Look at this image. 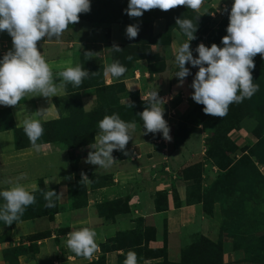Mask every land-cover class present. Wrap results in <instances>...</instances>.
<instances>
[{
  "label": "crops",
  "instance_id": "0c3cea01",
  "mask_svg": "<svg viewBox=\"0 0 264 264\" xmlns=\"http://www.w3.org/2000/svg\"><path fill=\"white\" fill-rule=\"evenodd\" d=\"M95 30L98 29H94L93 24L79 19L78 23L69 25L60 40L48 41L45 38L38 42L37 47L51 66L56 83H59L56 74L65 67H75L80 64L85 69L86 63L91 64L92 61L102 66L98 76V80H102V84L86 87L90 84L88 82L90 78L87 77L78 88L68 84L58 97L51 98V103L44 97H25L20 105L15 107L0 105V127L13 123L15 128L21 129L25 116L39 109H46L45 116L40 118L42 123L64 118L69 113L71 104L73 105L71 98L73 94H79L82 110L88 113L97 106L98 96L105 87L122 83L123 90L115 93V98L120 105L130 102V93L132 92H138L140 100L144 101L142 97L148 96L151 91L157 89L159 97L165 101L163 105L164 119L170 128L171 120H175L178 112L180 115L184 113L192 100L191 95L194 89L191 84L194 78L186 77L181 86L179 78L175 76L178 71L172 76L167 73V89L163 91L162 85L165 79L163 77L156 78L154 74L150 76L149 72L140 64L144 63L143 61L135 63L132 77L125 79L105 77L104 69L108 66L107 41L100 38ZM118 39L122 40L121 34L117 37ZM109 40L112 44L120 43L112 41L113 33ZM11 49L12 38L7 32L0 33V59ZM86 52H92V58L86 56ZM68 61H71L70 65ZM255 125L254 120L244 118L239 129L231 131L228 137L237 147L251 146L256 142L252 135ZM201 126L198 129H203V131H197L195 139L189 137L181 145L174 147L175 129L173 133H170L171 140L166 141L162 133L144 135V129L136 124L132 139L126 145L125 151L128 154L125 155L122 151L114 150L112 155L116 162L108 169L85 163L88 152L91 151L89 146L78 150H68L60 143L44 142L38 144L40 147L37 150L31 146L25 134L23 136L25 140L19 142L25 146H19L16 143L13 130L0 131V181L8 180L12 184L19 182L29 191L32 190V185L38 186L39 181H42L46 190H54L59 196V198L54 197L57 201L58 213L55 214L52 222L47 217H42L18 223L11 230V242H0V264H7L2 262L1 253L9 243L19 245L21 238L26 237L27 234L32 235V233L37 234L45 231H49L50 236L37 240L36 252L32 254L33 257L29 259L20 257V264H85L97 261L101 255V244L99 246L97 241L104 240L101 237L96 236L95 238L98 250L90 260L76 257L71 253L64 256L62 254L63 257H60L59 249L66 248L68 233L83 227L94 230L97 235L102 232L106 235V232L114 231L113 224H104L99 218L97 207L102 202L117 200L124 196H128V204L132 208V214L127 223H133L132 220L140 218L145 226L154 227L157 238L155 245H161L165 226L167 259L169 261L179 260L180 251L186 245V238L189 234L200 233L210 240L214 238L217 240L218 226L212 229L208 228L206 231L204 229L205 224L208 227L209 224L218 223L216 214L213 216L214 221L213 219L211 222L204 220L201 212L202 205H188L186 184L178 179L181 170L195 164L203 165L205 173L202 176L207 172L209 176L213 177L217 175V170L221 171L217 166L204 163L205 148L198 152L200 150L199 139L203 140L202 144H204V136L209 135V131ZM170 151L171 154H168ZM159 158L164 162L157 165L156 160ZM172 165H176L174 170H171ZM260 171L264 174V166L260 167ZM21 174H27V179L18 181ZM82 174L87 177V180H82ZM77 181L84 182L87 203L79 209H72L69 186ZM10 186L11 184L0 183V188L6 189ZM158 192L167 194V210L160 213L156 212L154 206V198ZM29 228H31L30 231ZM65 228L68 231L59 235L58 231ZM0 231L6 233L7 230L0 229ZM232 237V234L227 232L222 234L225 245L223 262L225 264H248L243 262L242 251L231 249ZM172 242L175 244L171 245ZM24 244L29 243L24 241ZM172 250L174 254L171 253ZM67 251L70 252L68 248ZM120 253V250L105 253V264H117Z\"/></svg>",
  "mask_w": 264,
  "mask_h": 264
},
{
  "label": "clouds",
  "instance_id": "9594fccd",
  "mask_svg": "<svg viewBox=\"0 0 264 264\" xmlns=\"http://www.w3.org/2000/svg\"><path fill=\"white\" fill-rule=\"evenodd\" d=\"M204 0H129L124 10L130 18L142 17L144 12L159 9L169 11L180 6L198 13L196 22L187 18H177L179 28L177 35L186 37L175 51V64L179 71L176 77L180 85L191 72L187 64L198 67L191 87L194 89L191 98L197 104L203 105V112L212 117L223 118L227 115L231 104H239L244 99H250L258 90L259 85L253 81L252 71L255 69L254 57L258 54L264 59V0H234L229 13L227 35L222 37L223 47L213 43L211 47L200 43L194 58L190 42L196 39L197 21ZM227 10V8L225 9ZM91 11V0H0V33L7 32L12 38V49L0 59V105L15 107L25 97H44L51 103L52 97H58L68 84L74 88L82 85L89 76L88 70L80 64L68 66L56 75L59 83L54 81L49 63L42 56L37 44L42 39L60 40L69 25L79 22L80 14ZM139 26L131 24L126 27V37L135 39ZM111 49L119 52L122 49L113 44ZM92 58V52H86ZM130 60L131 57H128ZM71 64V61H68ZM127 68L113 62L104 69L105 77L119 79ZM95 75V73H92ZM144 110L137 115L143 121L144 135L162 133L166 141L171 140L170 128L164 119L165 101L159 97L158 91H151L147 97ZM134 105L129 102V107ZM46 109H39L27 114L22 121L25 135L31 146L39 150L37 141L44 134L41 117ZM99 131L94 142L89 145L91 151L85 163L108 169L116 161L113 151H125L126 145L132 139L136 129L135 122H125L118 114L106 115L98 122ZM27 179V174H21L19 180ZM82 180H87L82 174ZM0 183L11 184L0 191L3 205H0V221L6 226L20 222L27 207L36 203L37 186L32 185L29 191L19 182L12 184L4 180ZM42 191L47 202V208H54V197L59 198L54 190ZM97 233L83 227L68 233L67 248L76 256L91 259L98 250ZM124 264H138L137 254L127 253ZM144 264H148L145 260Z\"/></svg>",
  "mask_w": 264,
  "mask_h": 264
},
{
  "label": "trees",
  "instance_id": "16d2710c",
  "mask_svg": "<svg viewBox=\"0 0 264 264\" xmlns=\"http://www.w3.org/2000/svg\"><path fill=\"white\" fill-rule=\"evenodd\" d=\"M128 2L129 0H91V11L86 14H80V20L91 24L111 25L113 23H120L119 20L121 19H128L131 21H129L130 24H137L139 26V33L135 39L128 40L125 44H117L122 49L121 51H113L111 47L115 43L109 44L113 52L111 58L119 61L120 64L122 63L127 68V71L120 79L132 77L137 61L149 60L150 63L149 45L151 43L149 42H153V39L150 38L151 23L153 20L162 19L165 16V14L157 10V12L155 11L156 13H153V10H149L144 12L142 17L130 18L124 11L127 8ZM109 32L108 29V38ZM128 57H131V59L129 60ZM149 74L152 75L154 72L149 71ZM101 84L102 80L97 83H90L86 87ZM123 88L122 83L105 87L98 96L97 106L88 113L82 110L79 94H73L71 96L73 105L71 104L70 111L66 117L60 118L57 121L42 123L44 134L37 141V144L44 142L60 143L68 150L85 148L94 142V135L99 131L98 122L104 116H110L114 113L118 114L125 122H135L143 128V121L137 114L144 110L147 106L146 102L141 101L139 93L135 91L130 93V103L134 105L132 108L129 107V103L120 105L115 98V93L117 91L120 92ZM249 100L247 98V100L244 99L239 104H231L227 115L223 118L204 114V117L206 119L211 118L215 125L214 134L206 141L207 147L213 149V152H208V156L207 154L206 156L213 165L223 167L214 182L215 184L223 185L220 187V196L212 201V205L219 204L223 211L224 219L220 227L221 235L224 232L232 234L231 249L242 251L243 262L248 264H264V174L259 170L261 166H264V97L259 96L250 103L247 102ZM195 111L198 113L201 111L202 113L203 110L202 108H198ZM192 113L191 110L188 115H192ZM244 118H250L255 121L256 125L252 130V135L256 139V142L251 146L239 149L229 139L228 135L231 131L239 129L241 121ZM186 122L187 116L184 119L182 118V122L177 124V128L174 131V147L181 145L187 138ZM7 129L14 131L17 145L25 146V144H19L20 141L25 140L23 139L25 134L23 128L17 129L13 123L0 127V131ZM220 129L224 130L223 133ZM200 169V164L184 169L181 173L183 179L193 181L195 185H199ZM224 185H228V188ZM37 189L33 193L36 203L27 207L20 222L42 217H47L52 222L55 214L58 213L56 199L53 198L55 202L54 208H47L45 206L47 202L41 190H47L42 181H39ZM85 194L86 189L83 181H77L69 186L72 209H79L86 205ZM156 195L157 197L155 196L154 202L155 210L158 213L164 212L167 210V194L165 192H158ZM227 201H230L228 206H226ZM112 202H105L99 208L106 211V208ZM3 203V199L0 198V205H3ZM202 203H205L204 198ZM116 204L119 203H113L111 209ZM210 209L212 212V208ZM209 214L211 216V213ZM138 221L142 225L143 220L140 219ZM17 223L19 222H14L11 227ZM2 225L6 226L3 221H0V226ZM145 228H147L145 235H152L154 233L155 238V228ZM66 231H68L67 228L59 230L58 233L59 235H63ZM49 236L50 232L45 231L33 236L31 235L27 239L35 244L37 240ZM134 236H136L135 232H130L128 237L119 234L118 238L112 241V244L115 242H127V253L131 248L139 247L136 249L138 264H144L145 260L148 261V264H225L223 262L224 243L221 237L217 241H213L206 236L199 235L190 245H185L181 249L178 261H169L167 259V246H165L163 254H156L153 247L152 250H148L147 241L142 246V243L137 244L133 238ZM147 240L152 241L151 239ZM112 244L108 247L101 244V255L97 261L85 264H105V253L117 249ZM23 253L24 251L20 246L6 248L2 252L3 260L7 264H18V258ZM123 255L118 256L117 264H123Z\"/></svg>",
  "mask_w": 264,
  "mask_h": 264
},
{
  "label": "rangeland",
  "instance_id": "374dc122",
  "mask_svg": "<svg viewBox=\"0 0 264 264\" xmlns=\"http://www.w3.org/2000/svg\"><path fill=\"white\" fill-rule=\"evenodd\" d=\"M234 2V0H204V3L200 9V13L199 15H202L199 20L197 21V25H198V29L195 33L196 39L190 42V46L191 49L193 51V56L194 58L198 57V53L195 52L196 47L200 44L203 43L205 46L207 47H211V45L213 43L217 44L220 47H223L221 40L222 37L227 35L226 32V28L228 26L229 23V13H230V9H231V5ZM227 8V10H225ZM165 14L164 18L162 19H158V20H153L151 23V34H150V38L153 39V42H149L151 43L149 45V49H150V55H151V59H150V63L149 60H141L144 63H140L142 64V67L145 68L146 71H150V72H154V75H156V78L159 77H163L165 79V81H163V91H166L167 89V81L166 78L168 75H173V73H176L177 71H179L177 65L175 64V51L176 49L179 47V45L186 40V37H184L182 34L181 35H177V33L179 32V28L176 25V19L177 18H187V19H191L194 22H196V17L198 15V13L192 11L191 9H187L184 6H180L177 7L175 9L169 10L167 12L165 11H161L159 9H153V13H156L157 11ZM156 11V12H155ZM130 20L128 19H121L119 20L120 23H113L111 25H98V24H93L94 29H98L95 30V33L98 32V36H100V38H102L103 40L107 41V51H108V64L110 65L113 62H116L117 60H113V58H111V54H113L112 50L110 49V40L108 38V33L107 30L109 29V37L111 35V33H113V42L117 41L120 42L122 44H125L129 39L126 37V27L128 25H131ZM122 35V40H117V37L119 35ZM133 40V39H132ZM111 50V51H110ZM254 63H255V69L252 71V76H253V82L255 84L259 85V90L250 98L249 101L247 102H251L253 99L262 96L264 97V59L261 58V56L258 54L257 56L254 57ZM121 65H123L121 63ZM86 70H88L89 72V78L90 80L88 81L89 83H95L98 80V76L99 73H101V69L102 66L94 63L91 61V64L86 63ZM125 66V65H123ZM186 67H188L190 69L191 74L189 75L190 79H193L195 77V73L198 71V67H192L190 64H187ZM164 72V73H162ZM92 73H95V75H93ZM162 73V74H160ZM168 73V75H167ZM158 74V75H157ZM150 76H152L150 74ZM152 85V84H150ZM151 88V87H150ZM147 97V96H146ZM247 100V98L245 99ZM259 100V99H258ZM203 105L197 104L196 102H194L193 100L190 101L188 108L186 111H184V113H182L181 115L179 114V112L177 113V116L175 118V120H171L170 123V133H173L174 129L176 130L177 128V124H179L180 122H182V118L184 119L185 116H187V122H186V127H187V138L192 137L193 139H195V134L197 131L201 132L203 131V129H198L201 125L202 128H205V130L209 131V135L206 137V135L204 136V144L203 140L199 139V147L200 150H198V152H200L201 150H204V163L208 164V165H213L208 159V152H213V149H210L207 147V140H209L211 138V136L214 134L215 131V125L212 122L211 118H205L204 117V112L199 111L196 112L195 109L198 108H202L203 110ZM264 109V108H263ZM192 110V115H188L189 112ZM196 116V117H195ZM176 124V125H175ZM204 124V125H203ZM223 129V128H222ZM221 130V132L223 133L224 130ZM197 135V134H196ZM185 139V140H186ZM184 140V141H185ZM203 148H202V146ZM206 148H207V153H206ZM239 149L241 148H245L244 147H238ZM171 154V151L168 153ZM207 154V156H206ZM164 162L162 159H157L156 160V164L159 165ZM181 165V164H180ZM196 165V164H195ZM201 165V172H200V178H199V185H195L193 181L190 180H185L182 177V171L186 168H184L183 170H181V172L178 175V179L182 180L185 184H186V195L189 199V201L187 202L188 205H192V204H201V212L202 215L204 217V220H208L207 222H211V219H213L214 221V214H216L217 216V222L218 223H212L211 225L209 224L208 227H206L207 225H204V229L205 231L210 228L212 229L215 226H218V239L219 237L222 238L221 232H220V227L222 226V222L224 219L223 216V211L222 208L219 204H214L212 205V201L220 196V187L223 186L222 184H215L214 182L216 181L217 175L221 172V171H216V176H209V174L206 172V174L204 176H202L205 171L203 169V165ZM194 166V165H192ZM176 167V165H172L171 170ZM191 167V166H189ZM216 167V166H215ZM188 168V167H187ZM218 168L223 169L222 166H218ZM170 170V172H171ZM260 170V168H259ZM148 175L145 177V179L147 180ZM226 188H228V185H224ZM5 190L4 188H0V191ZM157 194V193H156ZM130 196V195H129ZM128 196H124V198H118L116 201L113 200L112 203H110L108 205V207L105 210H101V208H99V206H101L103 203L102 202L100 205H98L97 207V213L99 218L102 219V222L104 224H113L114 226V231H110V232H106L107 234L105 235L103 232L99 233L97 235V237H101L104 238V240H98V244L100 246V244L102 245H106L111 246L112 241L116 240L118 238L119 234L122 235H126V237L129 236L130 232H135L136 236H134L133 238L136 240L137 244L142 243L141 245L143 246L145 244V241H147V247L149 248L148 250H152L154 248V250L156 251V254H163L164 250H165V246H166V230H165V226H164V235L162 236V241H161V245H155L156 240V230H155V238H154V233L152 235H145V231L147 230V228L145 227H151V226H145L144 223L142 222V225L140 224V222L138 220H140V218L138 219H134L132 220L133 223L129 222V224L127 223V220L130 218L131 214H132V208L129 206L128 204ZM157 197V195H156ZM154 198V196H153ZM203 198L205 200V203L203 204ZM106 202H111V201H106ZM118 202L119 204H116L115 206L112 207L111 206L113 203ZM154 202H155V198H154ZM230 203V201L226 202V206H228ZM212 208V212L211 209ZM211 213V216L210 214ZM108 214V216H107ZM94 216V215H93ZM120 222V223H119ZM21 223V222H19ZM18 224V223H17ZM16 224V225H17ZM0 226L1 230H7L6 233H3L2 231H0V242H11V230L16 226ZM132 227V228H130ZM31 228H29L28 230L30 231ZM133 230V231H132ZM223 234V233H222ZM34 234L32 233V236ZM199 235L202 236V234L200 233H192L189 234L188 237L186 238V246L190 245V243ZM31 236V234H27L26 237H22L21 238V242L19 245H11L10 243L8 244L7 248H12V247H22V250L24 251L23 255L20 257H25V258H32L33 257V253L36 252V242L31 243L30 241H28V237ZM133 236V234H132ZM131 236V237H132ZM204 236V235H203ZM147 239H151L152 241H148ZM217 239V240H218ZM26 241L29 244H24L23 242ZM155 240V241H154ZM215 238L213 239V241H217ZM223 240V239H222ZM58 244V242H57ZM175 243L172 242L171 245H174ZM113 247L117 248L115 251H119L120 250V255H123V253L125 252V254L123 255V264L124 261L126 259L127 256V242H123V243H119V242H115L114 244H112ZM178 245V244H176ZM224 245V244H223ZM66 246V244H65ZM180 246V245H179ZM153 247V248H152ZM139 248V247H137ZM136 247L131 248L129 251H134L136 252ZM146 248V247H144ZM147 249V248H146ZM128 251V252H129ZM3 252V251H2ZM60 252V257H63L65 254L67 255V253H70L69 251H67V246L62 247L61 249H59ZM114 252V251H111ZM224 252H225V245H224ZM109 253V252H108ZM172 254H174V251H171ZM63 254V256H62ZM119 255V256H120ZM19 257V258H20ZM19 258H18V264H20L19 262ZM1 259L2 262H4L3 260V254L1 253ZM161 260V259H159ZM6 263V262H5Z\"/></svg>",
  "mask_w": 264,
  "mask_h": 264
}]
</instances>
